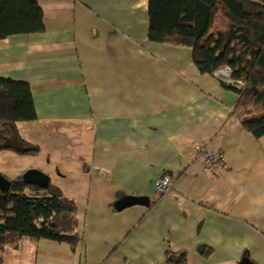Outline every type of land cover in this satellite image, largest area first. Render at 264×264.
I'll return each instance as SVG.
<instances>
[{
	"label": "crops",
	"instance_id": "crops-1",
	"mask_svg": "<svg viewBox=\"0 0 264 264\" xmlns=\"http://www.w3.org/2000/svg\"><path fill=\"white\" fill-rule=\"evenodd\" d=\"M33 1L45 31L0 40V76L30 85L37 119L7 144L37 159L3 150L2 170L48 174L82 242L23 239L0 264H264V136L233 115L226 68L201 74L191 47L149 41V0ZM207 153L224 160L208 170ZM125 197L150 204L118 211Z\"/></svg>",
	"mask_w": 264,
	"mask_h": 264
},
{
	"label": "trees",
	"instance_id": "trees-1",
	"mask_svg": "<svg viewBox=\"0 0 264 264\" xmlns=\"http://www.w3.org/2000/svg\"><path fill=\"white\" fill-rule=\"evenodd\" d=\"M149 16V41L191 47L201 74L214 75L224 68L232 71L235 83L226 82V86L238 94L233 115L255 138H262L264 0H149ZM44 31L38 3L0 0V40ZM36 119L30 85L0 76V152L37 154L38 149L29 145L28 152L2 147L9 140L26 144L17 124ZM23 239L53 240L75 250L82 242L77 203L52 187L42 190L18 177L9 190L0 191V255L8 246L18 248ZM176 260L177 255L167 254V264H185V255Z\"/></svg>",
	"mask_w": 264,
	"mask_h": 264
},
{
	"label": "water",
	"instance_id": "water-1",
	"mask_svg": "<svg viewBox=\"0 0 264 264\" xmlns=\"http://www.w3.org/2000/svg\"><path fill=\"white\" fill-rule=\"evenodd\" d=\"M15 147L18 151L28 152L29 149L25 147L16 146L12 143H8L3 146L4 149ZM22 181L27 185L38 187L42 190H47L51 187V177L39 169H29L21 176ZM12 181L7 179L4 175L0 174V191L6 192L11 187ZM150 202L144 197H125L120 199L116 204L115 208L118 211H122L126 208L143 205L149 206ZM240 264H252L247 258L243 259Z\"/></svg>",
	"mask_w": 264,
	"mask_h": 264
},
{
	"label": "built area",
	"instance_id": "built-area-1",
	"mask_svg": "<svg viewBox=\"0 0 264 264\" xmlns=\"http://www.w3.org/2000/svg\"><path fill=\"white\" fill-rule=\"evenodd\" d=\"M231 75H232V71L229 68H226L225 70L221 71V73H219V76L223 80H226L228 84H234L235 80L232 79ZM238 84L243 85L241 81H239ZM197 149L202 150L200 147H198ZM223 160H224L223 153H207L206 154L207 169L208 170L214 169ZM155 184H156L157 194L160 196L161 194L165 193L170 188L171 178L169 175L164 174L162 177H160L156 181Z\"/></svg>",
	"mask_w": 264,
	"mask_h": 264
},
{
	"label": "rangeland",
	"instance_id": "rangeland-1",
	"mask_svg": "<svg viewBox=\"0 0 264 264\" xmlns=\"http://www.w3.org/2000/svg\"><path fill=\"white\" fill-rule=\"evenodd\" d=\"M6 153H9L8 155L10 156V155H12V157H13V162L16 160V155H13L12 154V152L10 153V152H6ZM5 154H2V155H0V174H2V175H4L5 177H7L8 179H11V177H12V174H9L8 172L7 173H5V171H3L2 169H3V165L4 164H7V165H9V163H5L3 160H2V157H5L4 156ZM22 158H20V159H18V162H19V164H23V163H25V164H28V163H30L31 161L32 162H35L36 161V156H24V155H22L21 156ZM32 157V158H31ZM25 161V162H24ZM30 161V162H29ZM12 165V164H11ZM18 165V164H17ZM13 166V165H12ZM7 170V169H6ZM55 183V181H54V179H53V184Z\"/></svg>",
	"mask_w": 264,
	"mask_h": 264
}]
</instances>
